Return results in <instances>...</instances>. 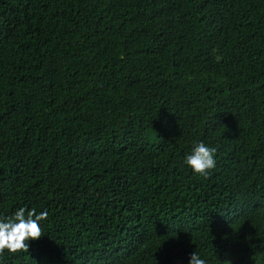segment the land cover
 I'll return each mask as SVG.
<instances>
[{
	"label": "trees",
	"instance_id": "16d2710c",
	"mask_svg": "<svg viewBox=\"0 0 264 264\" xmlns=\"http://www.w3.org/2000/svg\"><path fill=\"white\" fill-rule=\"evenodd\" d=\"M20 208L44 235L0 264H264V0H0V219Z\"/></svg>",
	"mask_w": 264,
	"mask_h": 264
},
{
	"label": "clouds",
	"instance_id": "9594fccd",
	"mask_svg": "<svg viewBox=\"0 0 264 264\" xmlns=\"http://www.w3.org/2000/svg\"><path fill=\"white\" fill-rule=\"evenodd\" d=\"M216 151V148L202 141L197 142L191 154L185 157V163L195 174L207 177L210 170L216 166ZM47 217L46 211L37 214L35 209L26 211L25 208H20L13 216L0 219V255L5 250L13 254L28 252L29 241L38 240L44 235L40 222ZM189 264H209V262L194 251L190 256Z\"/></svg>",
	"mask_w": 264,
	"mask_h": 264
},
{
	"label": "rangeland",
	"instance_id": "374dc122",
	"mask_svg": "<svg viewBox=\"0 0 264 264\" xmlns=\"http://www.w3.org/2000/svg\"><path fill=\"white\" fill-rule=\"evenodd\" d=\"M180 264V263H179Z\"/></svg>",
	"mask_w": 264,
	"mask_h": 264
}]
</instances>
